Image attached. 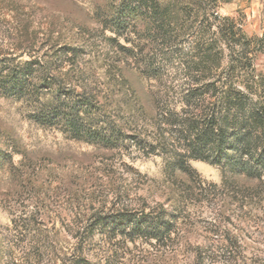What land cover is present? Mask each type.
Masks as SVG:
<instances>
[{
    "label": "rangeland",
    "instance_id": "rangeland-1",
    "mask_svg": "<svg viewBox=\"0 0 264 264\" xmlns=\"http://www.w3.org/2000/svg\"><path fill=\"white\" fill-rule=\"evenodd\" d=\"M218 1L221 17L240 11L247 33L263 32L264 0ZM117 3L0 0V264H61L75 248L88 264H196L198 254L202 264H258L264 259V187L227 173L223 185L222 170L200 161H188L189 177L171 171L175 159L167 144H176L175 151L184 147L169 134L160 138L161 118L152 117L141 94L159 92L158 112L176 105L186 89L176 61L188 47L146 48L158 75L152 81L133 66L120 73L98 21ZM69 48H78L75 58L64 53ZM255 68L264 75L263 56ZM106 71L118 78L106 80ZM61 85L109 89L105 117L111 127L135 135L132 144L119 139L105 147L68 138L58 117L60 106L71 102ZM147 143L156 149L148 151ZM170 191L186 206L177 211L175 235L155 247L125 244L115 234L109 245L111 230L118 235L122 227L102 220L91 226L96 217L158 204L173 213Z\"/></svg>",
    "mask_w": 264,
    "mask_h": 264
},
{
    "label": "trees",
    "instance_id": "trees-1",
    "mask_svg": "<svg viewBox=\"0 0 264 264\" xmlns=\"http://www.w3.org/2000/svg\"><path fill=\"white\" fill-rule=\"evenodd\" d=\"M117 2L115 11L98 15V21L101 31L108 34L105 37L108 45L116 50L115 66L120 73L125 66H133L140 76L152 81L158 75L154 72L153 59L146 57V48L159 44L164 48L173 44L188 47L176 61L186 86L176 105L158 112L159 92L148 97V92L143 94L140 90L141 99L152 111V117L161 118L160 138L169 134L177 145L182 143L184 147L182 151H175L176 144H167L175 159L171 171L189 177L188 161H200L222 170L223 185H226L227 173L233 179L256 181L264 187V75L257 74L255 68L257 58L264 57V30L261 34L247 33L246 17L240 11L234 16L221 17L218 0ZM77 52L78 48L64 50L72 58ZM169 55L162 53L166 61L170 59ZM37 59L27 66L34 65ZM142 65L144 70L140 69ZM3 77L1 74L0 79ZM114 77L115 74L108 76L106 71V80L118 78ZM47 81L50 80L47 78ZM61 86L60 91L71 102L60 106L62 111L58 117L63 121L62 127L68 132V138L105 147H116L119 139L132 144L135 135L126 134L120 127H111L110 120L105 117L103 103L111 98L109 89L104 93L74 87L71 91L66 85ZM147 147L148 151L156 149L148 143ZM183 198L171 191L167 194V200L174 207L173 213H167L158 204L135 214L96 217L91 226H97L102 220L100 223L104 225L122 227L118 235L111 230L113 233L109 234L113 236L109 237V245H113L111 237L120 236L125 244L139 241L155 247L175 235L174 228L179 222L177 211L180 206H186ZM115 252H111V258ZM77 253L78 248L70 255L65 253L61 264H88ZM71 254L76 256L70 257ZM225 254L230 255L231 251H225ZM202 263L203 255L198 254L196 264ZM258 264H264V259Z\"/></svg>",
    "mask_w": 264,
    "mask_h": 264
}]
</instances>
